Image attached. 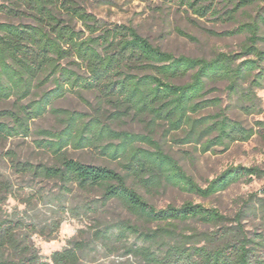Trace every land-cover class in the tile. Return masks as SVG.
Instances as JSON below:
<instances>
[{
	"label": "trees",
	"instance_id": "16d2710c",
	"mask_svg": "<svg viewBox=\"0 0 264 264\" xmlns=\"http://www.w3.org/2000/svg\"><path fill=\"white\" fill-rule=\"evenodd\" d=\"M165 1L197 19L230 22L259 0ZM0 13L19 20L0 21V100L16 98L13 108L0 110V141L30 136L34 120L48 112L60 125L36 132L41 137L36 146L56 162L22 161L9 151L17 171L58 182L64 195L94 193L82 206L86 214L101 216L111 204L121 205L129 217L100 222L95 235L108 246H127L134 237L127 252L145 264H264V234H251L243 225L249 215L264 221V199L242 200L243 207L231 217L193 201L158 208L133 186H172L207 199L233 184L264 178V167L232 165L202 187L166 145L172 136L178 145L218 153L259 132L264 137V121L257 122L258 129L249 127L230 117L221 98L208 97L214 85L225 82L231 108L246 114L260 109L264 6L224 33L247 35L239 52L211 58L166 51L131 24L99 19L80 0H0ZM84 91L96 93L92 112L53 106L69 93L81 97ZM210 108L219 111L204 114ZM121 118L146 121L147 133L117 130L109 123ZM92 148L120 160L124 172L69 155L70 149ZM20 228L16 221L0 220V264H81L85 243L70 242L44 258L28 237L20 236Z\"/></svg>",
	"mask_w": 264,
	"mask_h": 264
},
{
	"label": "rangeland",
	"instance_id": "374dc122",
	"mask_svg": "<svg viewBox=\"0 0 264 264\" xmlns=\"http://www.w3.org/2000/svg\"><path fill=\"white\" fill-rule=\"evenodd\" d=\"M80 2L88 11L107 23L133 25L141 34L166 51L176 55L206 58H211L218 52H239L247 35L224 33L236 29L240 23L255 16L260 7L264 6V0H259L255 5L241 10L236 20L217 22L211 18L197 19L184 8L171 5L165 0H80ZM0 21L19 23L18 19L10 18L5 13H0ZM262 35L264 36V26ZM261 47L264 49V42H261ZM214 86L216 90L208 95L209 98H221L222 107H228L231 118L258 129L257 122L264 121V90L258 91L260 109L253 114H246L238 108H231L233 102L228 96L225 82ZM96 100V93L92 91H84L81 97L76 93H69L55 101L53 106L92 112ZM15 102V97L0 100V110L13 108ZM217 111H219L217 108H210L204 114ZM109 123L117 130L147 133L146 121L139 119L121 118L110 120ZM59 126L57 117L48 112L34 120L30 136L0 141V220H13L19 223L20 236L28 237L44 258H50L55 251L63 250L70 242L78 241L86 244L81 264H145L140 257L127 252L128 245L135 241L134 237L129 238L127 246L121 243L108 246L95 235L96 229L102 226L100 222L129 217L121 205L111 204L101 216L86 214L82 206L86 200L93 198L94 193L76 192L73 195H64L58 182L33 178L13 167L8 158L9 151L16 152L22 161L54 164L55 158L36 146V141L41 139L36 132L39 129ZM161 132L162 128H159L156 136L158 139ZM167 140V150L202 187H206L210 180L232 165L264 167V137L261 132L250 141L234 143L228 150L218 153L204 154L192 144L178 145L172 136ZM218 150L221 151L223 148L219 147ZM69 155L83 162L108 165L124 172L120 160H111L98 149L81 151L70 149ZM133 186L158 208L170 204L179 206L186 201H193L217 208L231 217H235L243 207L242 200L249 201L252 196L255 201L264 199V178L233 184L207 199L182 192L172 186L159 189H148L136 183ZM68 207L73 210H68ZM58 224L59 228L56 227ZM192 225L200 231L207 229L200 223ZM243 225L251 234L254 232L264 234V221L260 216L249 215L243 220Z\"/></svg>",
	"mask_w": 264,
	"mask_h": 264
}]
</instances>
